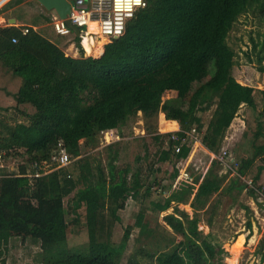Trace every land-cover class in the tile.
Instances as JSON below:
<instances>
[{"label": "trees", "instance_id": "1", "mask_svg": "<svg viewBox=\"0 0 264 264\" xmlns=\"http://www.w3.org/2000/svg\"><path fill=\"white\" fill-rule=\"evenodd\" d=\"M21 1L9 0L0 14ZM240 16L250 17L254 27L244 52L247 62L264 74V0H146L126 22L123 35L96 58L84 55L78 37L73 41L79 57H70L32 27L23 34L19 26H0V151H5V162L18 167L17 173L0 168V264H6L16 227L34 235L41 264H121L133 229L144 226L148 206L160 213L171 207V199H150L114 243L113 227L125 201L149 197L156 182L138 186L134 177L128 187L129 168L118 164V141L104 145L97 155H83L81 147L98 148L104 131L121 130L138 113L145 130L154 132L162 113L163 124H178V130L166 134L156 162L185 159L192 130L202 132V145L218 153L235 103L244 100L255 108L253 90L240 88L232 77L236 53L227 37ZM100 50L99 45L95 53ZM166 93L171 95L163 99ZM211 108L202 131L198 112ZM10 109L21 118L5 120L2 113ZM58 143L72 159V169L30 178L32 165L40 172ZM249 149L250 156L239 159L233 175L221 171L219 160L212 162L189 202L192 215L174 205L162 219L169 229L158 226L136 237L124 264H225L222 242L211 231L204 234L198 223L204 215L212 228L218 205L213 195L245 190L256 199L264 170V119L256 122ZM176 174L174 169L171 178ZM248 176L251 183L244 180ZM25 197L35 200L28 209L18 204ZM81 223L87 240L81 252H74L68 235L71 225ZM257 253L264 264V233Z\"/></svg>", "mask_w": 264, "mask_h": 264}, {"label": "rangeland", "instance_id": "2", "mask_svg": "<svg viewBox=\"0 0 264 264\" xmlns=\"http://www.w3.org/2000/svg\"><path fill=\"white\" fill-rule=\"evenodd\" d=\"M8 1H3L0 8ZM84 1L88 3V0ZM21 2L22 4H12L5 7L4 11L15 7L12 14L24 18V21L27 22L40 20L49 22L51 20V11L43 9L36 0H22ZM68 2L73 5L75 0H68ZM8 15L7 13L3 16L0 14V17L4 18V20H0V26L7 24L6 17ZM252 28H254L252 19L240 16L229 32L227 42L236 53V65L232 70L233 81L240 88L253 90L255 108L249 107L244 100L235 103L233 112L227 118L225 136L218 153L214 154L202 145L200 140L202 132L191 131L186 141L190 145V153L185 159L174 161L172 158L171 161L156 162L159 151L165 147L166 134L177 128L173 124H163L162 117L164 115L162 113L158 114L154 132L145 130L141 114L138 113L137 117L129 119L126 126L121 130L104 131L101 134L98 148L81 147L83 155L89 153L97 155L101 153L99 150L104 145L118 141L121 143L118 164L120 166L128 165L129 168L128 187H133L134 177L138 180V186H146L153 181L156 182L151 188L149 197H140L137 200L128 198L125 201L124 208L119 211L120 222L115 223L113 227L112 240L114 243L120 240L124 227L134 222L138 210L147 206L150 199L158 200L161 196L171 199V207L160 213L151 211L150 205L148 206L149 210L144 218V226L141 230L139 228L133 229L121 264L125 263L136 237L145 236L158 226H166L162 220L163 216L171 213L174 205L192 215L189 202L212 162L219 160L222 164L221 171H230L229 175H233L239 159L250 156L249 146L252 131L255 129L256 122L264 119V95L261 94V91H264V74L259 73L253 63L247 62L244 53L249 50L248 37ZM51 29L54 31L52 24ZM58 36L57 43L61 46L73 39L72 34ZM66 38L69 40L66 41ZM170 95L171 93H166L163 99ZM212 110L213 108L198 112L203 123L202 131L210 119ZM2 116L11 123L14 118H21L13 109L2 113ZM213 135L216 138L217 135ZM223 152L226 154L223 155ZM104 156L105 153L102 157L105 158ZM260 162L262 160L256 161L250 170L251 173H255L256 166ZM0 168H5L8 172L18 170L16 162L11 160L5 162L4 158L0 160ZM65 168L72 169V163ZM174 169L177 170V174L176 177L171 178ZM249 176L244 179L247 183H251ZM257 184L261 189L257 191L256 199L249 196L245 190L238 195L235 194V191H232L230 195H213L212 198H217L218 205L213 216L212 228L210 229L205 224L206 216L204 215L201 216L202 220L198 223V229L202 230L204 234L211 231L222 242L221 252L225 264H262L257 251L264 233V170L261 172ZM175 195L182 197V201L176 202L173 198ZM66 200L67 198H65V203ZM18 202L25 209L35 204V200L30 197L19 198ZM247 221L251 224L250 229L247 226ZM71 228L72 232L68 235L67 245L72 251L81 252L87 240L85 227L81 223L77 226L71 225ZM165 228L169 229L167 226ZM11 236L6 264H41L40 249L38 243L33 240L34 235L24 231L22 227H16ZM176 239L180 240V236H177Z\"/></svg>", "mask_w": 264, "mask_h": 264}, {"label": "built area", "instance_id": "3", "mask_svg": "<svg viewBox=\"0 0 264 264\" xmlns=\"http://www.w3.org/2000/svg\"><path fill=\"white\" fill-rule=\"evenodd\" d=\"M146 5V0H75L71 5L70 12L65 18H59L56 14L53 17L51 24L57 35L66 36L74 32L66 25L67 19L71 25L78 28L79 43L85 56L94 58L103 54L104 46L123 35L126 22L133 17L135 11L143 8ZM8 25V24H5ZM18 26V25H15ZM23 34L28 32V26H19ZM93 29V32L90 31ZM16 42V38L11 39ZM100 45V52L95 53ZM87 46L91 52L87 50ZM68 56V55H67ZM193 131V130H192ZM110 132V131H109ZM172 138H174L172 136ZM183 141V140H182ZM179 148H176L177 152ZM226 154L223 152V155ZM5 151H0V160L4 157ZM72 159L65 149L58 143L57 149L53 152L48 162H43L37 169L36 164H33L35 171L27 174L30 178H36L41 173H48L59 168L67 167Z\"/></svg>", "mask_w": 264, "mask_h": 264}, {"label": "crops", "instance_id": "4", "mask_svg": "<svg viewBox=\"0 0 264 264\" xmlns=\"http://www.w3.org/2000/svg\"><path fill=\"white\" fill-rule=\"evenodd\" d=\"M3 1H5V0H3ZM2 2H0V5L2 4ZM21 4H22V2H21ZM14 9H15V7H12L10 9L2 12L1 14L3 16L4 14L7 13L9 15L6 18H10V17L15 18L16 22H15L14 25L32 27L34 30H36L38 33H40L43 37H45L46 39H48L49 41L55 43L58 47H60V49L64 52L65 55H69L70 57H79V52H78L77 47L75 46V43H74L73 39L71 41H69L67 44H64L62 46L57 43L59 36L56 35L55 32L52 31V29H51V21H52L53 17L55 16V12L54 11L50 12L51 13V20L49 22H42L41 20L37 21V22H34V21H28L27 22V21H24V18H21L18 15L12 14V11ZM73 38H74V36H73ZM68 40H69V38H66V41H68ZM87 50L89 52H91L90 49L88 48V46H87ZM176 130H178V124H177V128L174 129V130H171L170 132L176 131Z\"/></svg>", "mask_w": 264, "mask_h": 264}, {"label": "water", "instance_id": "5", "mask_svg": "<svg viewBox=\"0 0 264 264\" xmlns=\"http://www.w3.org/2000/svg\"><path fill=\"white\" fill-rule=\"evenodd\" d=\"M44 9L54 11L59 18H65L70 12L71 4L68 0H36ZM0 19L4 20L3 17ZM8 25H14L16 20L13 17L6 18ZM66 25L74 32L75 36H78L79 30L76 26L71 25L66 19Z\"/></svg>", "mask_w": 264, "mask_h": 264}, {"label": "snow or ice", "instance_id": "6", "mask_svg": "<svg viewBox=\"0 0 264 264\" xmlns=\"http://www.w3.org/2000/svg\"><path fill=\"white\" fill-rule=\"evenodd\" d=\"M135 2L139 3V0H135Z\"/></svg>", "mask_w": 264, "mask_h": 264}, {"label": "bare ground", "instance_id": "7", "mask_svg": "<svg viewBox=\"0 0 264 264\" xmlns=\"http://www.w3.org/2000/svg\"><path fill=\"white\" fill-rule=\"evenodd\" d=\"M90 31H92V32H93V29H92V30H90Z\"/></svg>", "mask_w": 264, "mask_h": 264}]
</instances>
